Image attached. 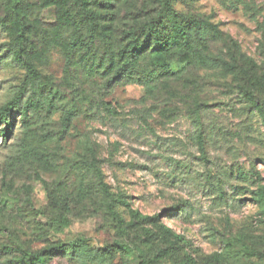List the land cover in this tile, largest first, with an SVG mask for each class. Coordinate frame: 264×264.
<instances>
[{"label": "rangeland", "instance_id": "374dc122", "mask_svg": "<svg viewBox=\"0 0 264 264\" xmlns=\"http://www.w3.org/2000/svg\"><path fill=\"white\" fill-rule=\"evenodd\" d=\"M23 1L38 6L46 0ZM171 2L212 27L195 48L197 58L242 65V56L249 57L257 65L250 82L242 85L177 54L168 67L173 75L166 74L151 50L139 58L136 73L114 78L127 35L159 11L160 0H73L74 9L86 10L96 23L83 51H70L63 40L68 35L55 27L25 20L27 58L41 89L33 95L27 134L18 115L13 135L6 142L0 137V248L37 251L79 239L105 247L119 240L84 167L93 149L112 192L126 194L134 209L160 216L161 225L185 237V264H264L244 250L264 255V203L255 197L264 186V115L246 97L264 104V0ZM25 74L22 66L3 63L0 107ZM24 138L28 156L17 163L14 145ZM174 208L180 211L169 216ZM62 216L69 226L53 222ZM124 241L134 252L118 253L113 264H139L143 254L152 260L167 245L158 225L135 229ZM51 264L79 263L59 257Z\"/></svg>", "mask_w": 264, "mask_h": 264}, {"label": "trees", "instance_id": "16d2710c", "mask_svg": "<svg viewBox=\"0 0 264 264\" xmlns=\"http://www.w3.org/2000/svg\"><path fill=\"white\" fill-rule=\"evenodd\" d=\"M72 1L46 0L35 6L23 0H4V14L0 17V33L2 32L9 41H5V37L4 40L0 39V67L4 62H12L26 69L23 83L16 88L13 96L0 107V124H5V128L0 130V137L5 142L13 135V127L18 115L24 123L23 134H27L28 122L32 117L31 113L34 108L33 95L41 89L37 72L33 65L29 64L27 58L29 29L26 27L25 20H31L30 18L34 17L37 24L55 27L60 31L61 36L66 33L68 36L63 40L72 52L83 51L88 47V40L94 38L95 19L86 10H75ZM84 5L86 6V3ZM49 10L53 11V15L44 16L43 13ZM86 18L89 21L88 33L91 37L85 35L84 19ZM211 29L212 27L179 13L173 7L171 0H160L159 11L140 26L136 32L127 35L126 45L119 54L121 65L118 67L114 78L118 76L130 77L131 74L136 73L139 58L147 50H151L154 64L166 74L173 75L168 67L171 58L177 54L179 59L183 60L190 58L194 61L195 57L205 67L219 69L225 76L239 78L242 85L248 84L257 67L256 62L251 58L242 56V65L219 56L197 58L195 48L203 45ZM246 97L251 106L264 115V104L256 101L249 93H246ZM64 122L65 128H67L70 119L66 117ZM14 146H16V150L12 158L17 163H22L28 156V153H25V138L17 139V144ZM200 146L201 151H204L202 137L200 138ZM38 158L36 157V159ZM84 167L90 175L91 184L95 186L97 195L102 198L106 213L112 220L110 226L119 240L105 247H94L86 239H79L71 244H50L37 251L29 248L3 246L0 248V264H51L54 259L59 257H70L79 264H113L118 253L127 255L134 252V249H131L124 239H129L132 231L145 225H158L160 237L167 245L166 248L160 249L152 260L148 261L145 259L146 255H141L139 264H162L168 261L185 264V245L187 246L188 243L185 237L175 234L169 227L161 225L160 216L144 215L139 210L134 209L130 197L126 194L112 192L109 185L104 181L97 154L93 149L89 150V159ZM83 190L88 192L89 185L86 184ZM255 197L264 203V186L258 187ZM179 211L180 209L174 208L169 216H174L173 213ZM53 222L55 224L67 222L66 225H70L69 220H65L63 216L53 219ZM144 230L149 237L156 236L151 229ZM244 250L248 256L264 259L262 253L251 248L245 247ZM181 254H183L182 257Z\"/></svg>", "mask_w": 264, "mask_h": 264}]
</instances>
